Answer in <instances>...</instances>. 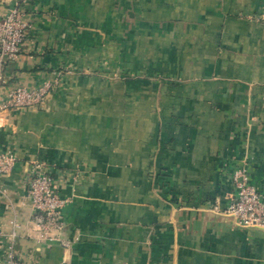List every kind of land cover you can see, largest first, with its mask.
Returning <instances> with one entry per match:
<instances>
[{
  "label": "crops",
  "instance_id": "crops-1",
  "mask_svg": "<svg viewBox=\"0 0 264 264\" xmlns=\"http://www.w3.org/2000/svg\"><path fill=\"white\" fill-rule=\"evenodd\" d=\"M20 1L31 23L0 73L57 87L0 112V220L24 264H264V229L225 209L245 168L264 195V0ZM45 165L73 247L34 238L26 179ZM10 243H0V264Z\"/></svg>",
  "mask_w": 264,
  "mask_h": 264
},
{
  "label": "built area",
  "instance_id": "built-area-1",
  "mask_svg": "<svg viewBox=\"0 0 264 264\" xmlns=\"http://www.w3.org/2000/svg\"><path fill=\"white\" fill-rule=\"evenodd\" d=\"M256 17L264 20V11ZM30 29L31 23L26 19L20 1L16 2L6 14L0 15V73L9 61L19 57L22 44ZM58 82L56 79L46 81L34 90L20 85L11 88L6 94V100L0 102V112L40 106L45 97L57 87ZM17 161L18 156L14 152L0 151V192L4 194L6 189L3 180L12 175ZM25 179L28 197L33 206L34 238L43 244H59L66 249L72 248L76 239L64 236L66 222L63 208L69 200L58 193L50 171L45 170L43 163L35 162L33 171ZM234 183L236 194L233 195L225 212L232 215L241 226L264 229V195L250 181L245 168L235 171ZM12 225L13 230L6 231L0 220V243H10L2 264H24L12 247L18 235L16 220L12 221Z\"/></svg>",
  "mask_w": 264,
  "mask_h": 264
}]
</instances>
